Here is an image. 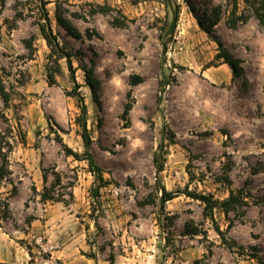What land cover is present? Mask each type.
<instances>
[{"label":"rangeland","instance_id":"rangeland-1","mask_svg":"<svg viewBox=\"0 0 264 264\" xmlns=\"http://www.w3.org/2000/svg\"><path fill=\"white\" fill-rule=\"evenodd\" d=\"M254 1L264 14V0ZM231 9L228 0H0L10 97L0 98V134L11 147L0 264H264V29L241 0L236 16L247 20L231 28ZM46 23L71 53L77 86L65 59L50 57ZM216 42L239 61L238 77L216 60ZM91 61L101 110L81 69ZM74 89L104 182L98 197L87 162L62 148L84 150ZM163 190L173 196L164 204ZM230 191L239 208L211 218L189 196L221 201Z\"/></svg>","mask_w":264,"mask_h":264},{"label":"trees","instance_id":"trees-1","mask_svg":"<svg viewBox=\"0 0 264 264\" xmlns=\"http://www.w3.org/2000/svg\"><path fill=\"white\" fill-rule=\"evenodd\" d=\"M231 2L232 9L230 11V18L228 19V25L231 28H234L237 20H247V18L243 16H236V12L238 9V0H228ZM246 6H248L251 10L252 15L258 20V22L261 24V26L264 29V14L260 12L258 9V6L256 5V2L254 0H241ZM193 12V8H192ZM249 17V16H248ZM194 18L197 22V24L202 28L204 26L203 20L196 16L194 14ZM55 20L57 24L63 28V30L71 37L79 39L81 38L80 32L70 23V21L59 13V11H56L55 13ZM219 20V15L215 16V19L209 23V25L204 28V32L211 36V29L216 25V23ZM177 22V16L175 15L173 18L172 25L175 26ZM39 32L42 37V39L45 41L46 45L50 49V57L54 58V63L58 66V61L60 59H65L67 68L70 73V79L73 82L74 86H77L75 82V68H73L71 63V53L65 50L64 48L60 47L56 41V37L53 35L52 30L50 29L49 23H46V25H40L39 26ZM88 38L91 37V35L88 34ZM219 48L218 54H216L215 58L216 60H222L224 64H226L234 77H238L240 75V67H239V61L234 59L227 51L222 47V44L220 42H216ZM64 49V50H62ZM93 61L90 62V66H84L82 67L83 76H84V83L89 88V91L91 93V98L93 103L96 105L98 110H101V104L98 97V80L95 78L94 75V65ZM48 83L51 84L54 82V75L51 71H48L47 74ZM76 88V87H75ZM71 96L74 97V99L77 102V108L79 109V115L76 118V123L80 128V137L83 144V153L78 154L76 152H73L70 148H68L65 145H62L64 154L66 156H71L77 161H86L88 164V167L90 169V172H92L96 178V181H98V185L94 191L93 196L98 197L99 196V189L104 186L103 178L98 170V168L95 165L94 159L91 154V139L87 130V124H86V106L83 101V97L79 94L77 89H74L71 93ZM0 98L2 99L4 104H7L9 102V94L6 91L1 75H0ZM131 109V104L128 103L125 105L124 109V115L127 116L128 112ZM11 152V147L9 143L5 140V136L0 134V183L6 178V175L8 173L7 171V155ZM159 171V170H158ZM43 182H45L46 177L42 176ZM191 198H194L196 200H199L204 205V210L206 211L207 215L211 218L212 212L214 209H220L221 212H223L225 215H227L230 212L235 211L239 206L241 205L242 201L239 196V192L234 193L233 191L229 192V195L227 198L217 201L214 200L210 195H199V194H189ZM43 201L50 200L51 198L47 197L45 194L41 196ZM173 196L170 193L162 191L161 195V203L164 204L165 202L171 200ZM216 233L221 237L224 244H226L227 248H230V245L228 244L227 240L223 237L222 231L219 230V228H215Z\"/></svg>","mask_w":264,"mask_h":264}]
</instances>
